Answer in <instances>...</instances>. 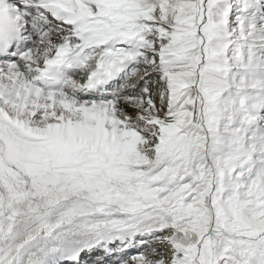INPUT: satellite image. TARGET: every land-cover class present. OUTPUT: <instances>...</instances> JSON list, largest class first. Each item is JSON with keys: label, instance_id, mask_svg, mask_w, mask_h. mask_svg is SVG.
Listing matches in <instances>:
<instances>
[{"label": "snow or ice", "instance_id": "6c2138e0", "mask_svg": "<svg viewBox=\"0 0 264 264\" xmlns=\"http://www.w3.org/2000/svg\"><path fill=\"white\" fill-rule=\"evenodd\" d=\"M0 264H264V0H0Z\"/></svg>", "mask_w": 264, "mask_h": 264}]
</instances>
